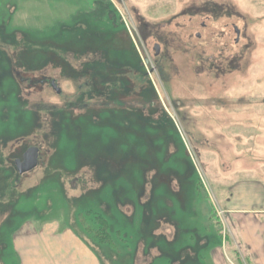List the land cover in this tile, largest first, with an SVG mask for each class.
<instances>
[{"label": "rangeland", "instance_id": "1", "mask_svg": "<svg viewBox=\"0 0 264 264\" xmlns=\"http://www.w3.org/2000/svg\"><path fill=\"white\" fill-rule=\"evenodd\" d=\"M138 84L148 110L122 103ZM245 207H264V0H0V264L85 242L101 264H259Z\"/></svg>", "mask_w": 264, "mask_h": 264}, {"label": "flooded vegetation", "instance_id": "2", "mask_svg": "<svg viewBox=\"0 0 264 264\" xmlns=\"http://www.w3.org/2000/svg\"><path fill=\"white\" fill-rule=\"evenodd\" d=\"M223 9H224L223 6H219L218 7V11L219 12H217V13H222ZM215 11H217V10H215ZM215 11L214 12H211L210 9H208L206 7L198 8V9H195V13L191 14L190 17L193 18L194 16H196V15H198L200 13H204V14H215L216 13ZM138 20H139V22H138L139 23L138 28H139L140 32L144 34V37H145V41L146 42L150 38H152L153 36H155L156 42L154 43L153 51L155 53V56H157V57L161 56V51H162L161 46H162V44H164V46H165V45H168L169 42L166 41V40H163L162 38H157L156 36H157L158 33L154 32V29H152V28H150V31L149 32H146L145 33L144 30H147L148 23L141 16L138 18ZM202 26L203 27L206 26L205 22H202ZM234 30H235L236 35H237V37L235 38V43L238 46L240 44L241 30L236 25L234 26ZM197 36L200 37L201 36V33L198 32L197 33ZM225 54H222V56H220L219 58H216L214 61L211 62V66L210 67H212L213 69L216 68V70L219 72V77H223V76H226L227 75V69H228V67H231L234 70H235V67L238 68V64L236 62L237 60H233V59L234 58H237V57H240V58L242 57V54L240 53V50L239 49H236V52L234 54H232V52H228V53H225ZM210 61L211 60H209V62ZM135 63H137V65H138V67H137L138 69L136 70L137 73L141 74V71H140L141 66H142L141 59L138 58L137 62H135ZM146 63H150L149 60H146ZM152 67H153L152 71L150 73H146L145 74V77L147 79L150 77V75L152 74V72H154L156 70H157L156 72L162 73L160 75H162V78L164 80H165V78L168 77V76L165 75V71L167 70V68L164 65H159L158 67L154 65ZM140 78L141 77H138V81H140ZM54 79L50 83L52 85V88L56 91V89L53 86V81L55 82L54 85H56V87L60 88V86L58 85L57 80L56 79L54 80ZM106 79H107V85H109L110 76H106ZM147 79H145V80H147ZM86 86H87V88H89V86H90L89 85V82H86ZM135 89H138V90H141V91L138 92V90H135ZM60 90H62V89L60 88ZM91 92H92V90H91ZM136 92H138V93H136ZM148 92H149V90L144 93V89L142 90V86L140 84L133 85V89H131V96H129V98L126 99V100L124 99L122 101V103L124 105H128L129 108L135 107V109H141V110L142 109H145V110H148L147 107L144 106V102L141 101L144 97L147 96V93ZM60 93L62 94V92H60ZM90 94H91L90 96L92 97L91 98V101H92L93 98H96V97L94 96V93H90ZM151 97H156L155 93ZM119 105L121 106L122 104H119ZM89 108H86L85 110H88ZM91 109H92V107H91ZM91 109H89V110H91ZM32 147H37V146H31V147L26 148L22 152L21 156L18 157L17 159H15V161H14V165H15V168H16V171H17V174L18 175L28 174V173L34 171L39 166V162H40V158H41V149L39 147H37L39 149L37 166L34 169H32V170H30L28 172H24V173H21L20 170H19L20 169L19 163H21V162L24 161V155H25V153L29 150V148H32Z\"/></svg>", "mask_w": 264, "mask_h": 264}, {"label": "crops", "instance_id": "3", "mask_svg": "<svg viewBox=\"0 0 264 264\" xmlns=\"http://www.w3.org/2000/svg\"><path fill=\"white\" fill-rule=\"evenodd\" d=\"M256 207H245L243 209H229V210H234L236 211H255V212H260L262 214H264V207H262V209H255ZM228 210V209H227ZM233 212V211H230ZM249 213H253V212H249ZM252 229V236H255L256 233V229L254 226L250 227ZM261 234V239L264 238V230H261V232L259 233ZM63 237V236H62ZM73 237V236H72ZM62 238H59L57 235H55L54 233H52L49 238L48 241L50 243H56L58 241L61 242ZM260 239V240H261ZM248 240V239H247ZM248 243L250 242L249 240L247 241ZM86 243V244H85ZM84 243V248L83 247H74L72 245V242H70V246L72 247V250H68V252L66 253L65 256V252L59 251V252H53L51 254V257H49L48 259H53L54 260V264H101V262L98 263V256L97 253H95L93 251V248L90 245V249H88V244L87 242ZM44 244H46V241H44ZM262 251L264 253V242L262 245ZM85 249H87V252L85 253ZM48 256V254H47ZM255 258L260 261L259 264L263 263L264 260V255L261 256H255ZM52 264V263H50Z\"/></svg>", "mask_w": 264, "mask_h": 264}, {"label": "water", "instance_id": "4", "mask_svg": "<svg viewBox=\"0 0 264 264\" xmlns=\"http://www.w3.org/2000/svg\"><path fill=\"white\" fill-rule=\"evenodd\" d=\"M54 84L55 82L53 81L54 88L58 93H60L61 92L60 88L56 87V85ZM38 152L39 149L37 147L29 148V150L24 155V161L19 163V167H20L19 170L21 173L28 172L37 166Z\"/></svg>", "mask_w": 264, "mask_h": 264}, {"label": "trees", "instance_id": "5", "mask_svg": "<svg viewBox=\"0 0 264 264\" xmlns=\"http://www.w3.org/2000/svg\"><path fill=\"white\" fill-rule=\"evenodd\" d=\"M86 229H87V228H86ZM86 231H88V232H95V230L91 229V227H89V229H87ZM98 231H99V230H98ZM93 234H94V233H93ZM95 237L98 239V236H97V234H96V235H94V238H95ZM103 242H104V241H103ZM104 243H106V244H107L108 242H106V241H105ZM109 243H110V244H112V241L110 240V241H109Z\"/></svg>", "mask_w": 264, "mask_h": 264}]
</instances>
